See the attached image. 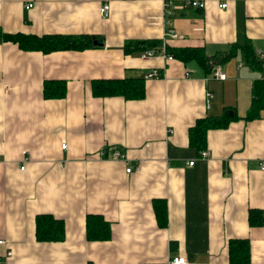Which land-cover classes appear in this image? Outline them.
Instances as JSON below:
<instances>
[{"label": "crops", "instance_id": "obj_1", "mask_svg": "<svg viewBox=\"0 0 264 264\" xmlns=\"http://www.w3.org/2000/svg\"><path fill=\"white\" fill-rule=\"evenodd\" d=\"M189 1L0 0L5 32L104 43L45 54L0 42V264H170L178 256L229 264L232 239L250 240L252 264H264V225L249 224L251 209L264 213V109L244 119L261 73L241 53L213 70L226 74L217 80L196 62L125 52L155 40L207 56L247 41L264 52V0H229L227 9L223 0H198L205 9ZM153 69L160 77L146 79ZM120 79H143L145 97L93 96L94 80ZM46 81H64L67 95L45 99ZM235 114L228 128L208 132L206 151L190 147L198 119ZM155 200L166 202L165 227ZM41 214L65 222L63 242L37 240ZM89 214L110 222L109 241L87 240Z\"/></svg>", "mask_w": 264, "mask_h": 264}, {"label": "trees", "instance_id": "obj_2", "mask_svg": "<svg viewBox=\"0 0 264 264\" xmlns=\"http://www.w3.org/2000/svg\"><path fill=\"white\" fill-rule=\"evenodd\" d=\"M102 42L103 39L96 36H64V35H30L24 33H8L0 28V42H11L24 51H39L51 53L64 50H86L94 48V42ZM163 46L161 40L147 42L145 44H126L125 52H134L157 49ZM166 52L173 59L183 63L196 62L206 74L213 73L217 66H221L241 53L246 63L254 70L261 73V79L257 80L253 87V99L251 106L244 118L253 121L260 117L264 109V52L258 54L252 43L247 41L244 45H233L228 51L215 56H207L203 48H172L166 45ZM92 93L96 98L120 96L126 100H141L145 97L146 89L143 79L120 80H94ZM67 95V84L64 81H46L44 83L45 99H62ZM240 119L236 114L233 117L207 116L198 119L189 128V145L198 152L208 149V132L214 129H226L230 123ZM154 209L158 223L161 227L167 225V205L162 200L154 201ZM249 224L251 227L264 225V213L258 209L249 211ZM112 236L111 225L100 214H89L86 218V237L89 242L109 241ZM36 237L39 242L56 243L63 242L66 237L65 222L55 218L51 214H41L36 217ZM229 264H252V249L248 239H232L228 246ZM92 264V263H90Z\"/></svg>", "mask_w": 264, "mask_h": 264}, {"label": "built area", "instance_id": "obj_3", "mask_svg": "<svg viewBox=\"0 0 264 264\" xmlns=\"http://www.w3.org/2000/svg\"><path fill=\"white\" fill-rule=\"evenodd\" d=\"M229 0H223V2L220 4V7L222 9H227L228 8V5H229ZM171 4L168 3L166 5V7H169ZM187 6H192L194 8H200V9H205L206 7V3L205 2H201V1H198V0H191L187 3ZM33 5L32 4H29L27 6V8H32ZM110 11H111V5L110 3H105L102 5V7L100 8V14L102 16V18H108L109 15H110ZM167 35L169 37H176V34L173 30H168L167 32ZM158 53L157 50L155 49H149L147 51H145L142 55H141V58L143 60H147L153 56H155L156 54ZM159 53H162L168 60H173V57L171 55H168L167 52H166V45L163 43V46L161 48V50L159 51ZM263 56V54H262ZM161 73L159 70L157 69H153V70H150L146 75H145V78L146 79H153V78H158L160 77ZM212 77L217 79V80H225L226 79V74L222 71H216L212 74ZM208 96V101H210L211 98H213V95L210 93L207 95ZM67 145L64 144L62 146L63 149H66ZM204 156H206V152L203 153ZM115 158L117 159H126L125 155L121 152V151H117L116 154H115ZM194 162H191L190 165H193ZM22 169H24V167H22ZM261 169L264 170V161L262 162L261 164ZM133 170V168L129 167L127 168V173H131ZM0 244H6L5 241H0ZM13 253L11 250H8L7 253L5 254L4 256V260L6 262L9 261V259L12 257ZM170 264H189V261L187 259L186 256H178V257H175L173 258L172 260H170Z\"/></svg>", "mask_w": 264, "mask_h": 264}, {"label": "water", "instance_id": "obj_4", "mask_svg": "<svg viewBox=\"0 0 264 264\" xmlns=\"http://www.w3.org/2000/svg\"><path fill=\"white\" fill-rule=\"evenodd\" d=\"M94 44H95L96 46H104V43H100V42H97V41H95ZM231 116H232V115H231Z\"/></svg>", "mask_w": 264, "mask_h": 264}]
</instances>
